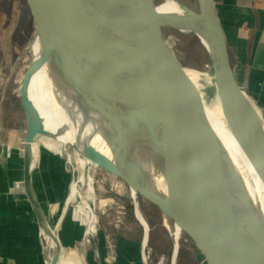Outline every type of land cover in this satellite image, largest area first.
<instances>
[{
	"label": "water",
	"instance_id": "obj_1",
	"mask_svg": "<svg viewBox=\"0 0 264 264\" xmlns=\"http://www.w3.org/2000/svg\"><path fill=\"white\" fill-rule=\"evenodd\" d=\"M78 1L85 18L83 23L69 20V0H25L33 20V39L37 34L44 43L47 42L40 57L41 62L52 59L60 74H75L76 81L81 82L88 92V104L114 125L125 150L123 127L134 132L139 124L141 128L145 124H149L147 126L152 129L158 127L166 194H157L144 184L145 181L140 182L143 177L139 176L140 181L136 182L138 191H134L136 198H132L134 213L137 207L139 209L138 197L149 202L178 227L201 264H217L202 233L193 222L191 209L196 199L195 192L206 187L212 188L222 203L225 216L218 256L225 258L228 248H231L237 264H264V224L255 215L240 182L233 174H229L230 170L225 165L222 146L206 114V101L210 97L203 91L201 83L197 87L188 77L185 68L189 67L177 55L165 34L166 30L190 33L211 47L212 55L206 53L210 60L213 91L222 116L232 137L264 184V112L258 109L235 78L215 0H189L195 9L182 4L198 19L197 26L190 25L181 16L161 15L156 4L164 0H109L114 7V15H106L97 7H90L89 0ZM78 26H104L114 31L139 33L144 45L159 62L182 108L162 104L129 84L116 86L115 79H119L116 72L94 59V49L76 32ZM31 64L28 63L19 88L20 102L26 115L22 184L36 220L42 224L47 218L42 214L31 189L30 144L38 135L46 134L39 130L26 98ZM113 104L129 108L130 112L126 116L123 112L119 115L116 113L118 107H113ZM150 141L153 145V138ZM114 153L126 171L123 175L94 157H89V160L122 181L129 190H134L127 172L136 176L140 171L126 157L125 151L114 149ZM179 164L190 165L191 169L187 170ZM57 245L56 254L60 252L59 242Z\"/></svg>",
	"mask_w": 264,
	"mask_h": 264
},
{
	"label": "bare ground",
	"instance_id": "obj_2",
	"mask_svg": "<svg viewBox=\"0 0 264 264\" xmlns=\"http://www.w3.org/2000/svg\"><path fill=\"white\" fill-rule=\"evenodd\" d=\"M89 3L90 7L95 6L106 15L115 14L114 7L109 0H89ZM156 6L161 15L171 17L181 16L192 26H197L198 24V19L176 0H164L156 4ZM68 15L69 20H79L81 23L85 21L82 8L80 7V1L69 0ZM76 32L94 49V59H97L100 64L116 72L115 74L118 76V80L121 81V83H119V81L115 79L116 86L122 83L126 85L129 84L162 104L182 108V103L164 77L159 62L144 45L139 33L130 30L114 31L104 26H78ZM133 38L137 39L141 45L137 47V45L133 43ZM33 42L37 56L36 61H32L33 53L31 51V45ZM199 42L206 52L212 55V49L206 41L199 39ZM41 44L46 48L47 42L44 43L36 34L29 45V62L32 63L30 72L34 68H37V71L39 68V72L36 82L29 87L30 99L28 100L29 96L27 95L26 98L31 105L34 117L38 111H43V109L45 111L48 109L50 110L49 113L54 114L56 119L55 126H57L61 134V138H59L61 139V145L73 147L74 158L80 168L81 173L76 180L77 184L80 182L82 189L84 188L86 180L85 168L89 162V157L91 156L94 145V151L97 155H104L102 153H105L115 165L118 163V159H116V153L114 157L111 155V148L118 149L119 152L125 151L126 157L137 166V169L140 171L138 175L129 176L131 177L130 183L134 188V190H130V196L132 198H136L134 191H136L135 184L139 176L149 179L154 192L161 196H165L166 188L159 150L158 127L156 126L152 129V127L147 126L149 124H145V127L141 128L139 124L135 132L130 128L123 127L122 131L125 135L127 147L125 150L117 137V131L113 127L114 125L103 117L99 111L88 104V92L82 87L81 82L79 83L76 81L75 74H60L57 69H53L52 59H47L44 63L40 61V57L42 56ZM50 46H48V48ZM185 72L197 87L202 81H204V84L213 85L212 78L205 72L191 70L189 68H185ZM43 97H47L48 103L43 102ZM89 98L90 97H88V99ZM56 101L60 102V108L56 106ZM113 107H118L116 108V113L119 115L123 112L122 114L126 116V114L130 112L129 108L126 107L121 108V106L119 107L115 104H113ZM205 109L211 128L222 146L225 165H227L230 170L229 174H233L240 182L255 215L261 223L264 224V184H262L253 165L244 155L228 130L216 94L206 101ZM126 111L128 112L125 113ZM35 119L38 122L37 118ZM39 130L44 133L42 129ZM29 135H31L30 131ZM150 138H153V145ZM30 147V157L32 160L31 168H33L37 163L39 154L37 140L34 142L32 141ZM179 165L185 167L187 170L191 169L190 165ZM121 173L122 175L126 173L124 168H122ZM76 181L70 186L71 189L66 202L71 201L77 193L75 189ZM87 185H89L90 188V184L88 183ZM82 192L85 194V189H83ZM194 196L196 199H194L191 205L193 222L202 233L217 264H237L231 248H228L225 258L221 259L218 256L225 216L222 203L215 191L212 188L206 187L195 192ZM81 207L86 210L85 212L88 215V220H91L93 217L92 209L84 203V201ZM40 209L44 215L41 206ZM135 216L144 227L141 243H145L148 227L138 207L135 210ZM47 221L38 224L40 235H42L45 240L43 247L45 264H80V257L72 252L67 254L61 252L57 258L56 247L58 246L57 242H59L57 236L58 225L57 223L51 224ZM166 222L167 220L165 223ZM172 229L174 245L171 264H174L181 232L178 227L173 224Z\"/></svg>",
	"mask_w": 264,
	"mask_h": 264
},
{
	"label": "rangeland",
	"instance_id": "obj_3",
	"mask_svg": "<svg viewBox=\"0 0 264 264\" xmlns=\"http://www.w3.org/2000/svg\"><path fill=\"white\" fill-rule=\"evenodd\" d=\"M156 1L161 2V0ZM176 1L195 9V5L189 0ZM33 30V20L25 0H0V124H3L7 129H16L22 138L25 137L26 115L19 98V86L30 61L29 45L33 39ZM165 34L187 67L205 72L212 78L209 57L196 36L172 30H166ZM133 43L137 47L141 45L135 38H133ZM41 50L42 54L44 50L42 44ZM31 51L33 53L32 61H36L34 42L31 45ZM230 58H232L231 55ZM53 69H56L54 64ZM38 72L39 68L38 71L37 68H34L29 74L26 88L28 100L30 99L29 87L36 82ZM201 84L205 94L208 97H213V85L204 84V81ZM13 99L18 101L15 110H12V105L8 107ZM42 100L44 103H48L47 97H43ZM55 104L60 108L59 101H56ZM49 112L50 110L43 109V111H38L35 116L39 122H37L39 129H42L46 134H40L36 138L39 152L37 161L46 163L51 159L58 161L59 169H56L52 174L57 179L61 177V181H63L64 187L61 186L62 191L59 193L56 191L55 185L46 186L45 193L53 197L42 200L48 222L58 225L57 236L60 252L57 256L61 252L64 254L72 252L80 257V264H171L174 245L171 222L155 206L138 197L139 210L149 232L145 243H141L144 227L136 219L134 202L130 196L131 191L122 181L90 160L85 168L86 180L83 189L86 192L84 194L81 183L77 184L76 181L81 172L74 158L73 148L69 145H61V139H59L61 134L55 126L56 119L54 114ZM21 149L23 148L21 147ZM110 153L113 157L115 156L114 148H111ZM102 154L104 155H97L93 145L90 157L102 161L118 170L122 175L121 164L118 162L115 165L109 156L105 153ZM127 173L131 175L130 172ZM74 181H76L77 193L64 209L62 197L66 196L67 199L70 186ZM139 181L138 179L136 182ZM140 182L153 190L151 182L146 177H143ZM135 188L137 192V183ZM83 201L92 209L91 220H88L86 210L81 207ZM40 242L42 251H44L45 240L42 235ZM80 247L84 254L83 262L81 255L78 254ZM142 248L144 249L143 253L141 252ZM177 250L174 264H201L193 248L183 236L179 238Z\"/></svg>",
	"mask_w": 264,
	"mask_h": 264
},
{
	"label": "crops",
	"instance_id": "obj_4",
	"mask_svg": "<svg viewBox=\"0 0 264 264\" xmlns=\"http://www.w3.org/2000/svg\"><path fill=\"white\" fill-rule=\"evenodd\" d=\"M215 3L235 78L264 112V0ZM23 139L16 129L0 124V264H45L38 222L23 190ZM51 160L37 161L31 171V187L44 215L42 200L53 197L45 193V187L55 185L59 193L63 186L61 177L52 174L59 169L58 161ZM62 198L65 208L68 202L66 196ZM78 254L83 262L81 247Z\"/></svg>",
	"mask_w": 264,
	"mask_h": 264
},
{
	"label": "trees",
	"instance_id": "obj_5",
	"mask_svg": "<svg viewBox=\"0 0 264 264\" xmlns=\"http://www.w3.org/2000/svg\"><path fill=\"white\" fill-rule=\"evenodd\" d=\"M9 104L10 105H8V107L12 105L13 106L12 110H15L17 107L18 101L13 99L12 102H10Z\"/></svg>",
	"mask_w": 264,
	"mask_h": 264
},
{
	"label": "flooded vegetation",
	"instance_id": "obj_6",
	"mask_svg": "<svg viewBox=\"0 0 264 264\" xmlns=\"http://www.w3.org/2000/svg\"><path fill=\"white\" fill-rule=\"evenodd\" d=\"M143 260V259H142Z\"/></svg>",
	"mask_w": 264,
	"mask_h": 264
}]
</instances>
